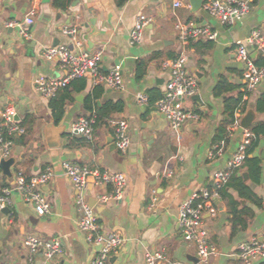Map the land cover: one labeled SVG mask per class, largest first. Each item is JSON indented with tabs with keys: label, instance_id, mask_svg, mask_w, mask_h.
<instances>
[{
	"label": "crops",
	"instance_id": "crops-1",
	"mask_svg": "<svg viewBox=\"0 0 264 264\" xmlns=\"http://www.w3.org/2000/svg\"><path fill=\"white\" fill-rule=\"evenodd\" d=\"M75 1L65 11H60L53 8L51 0L48 3L0 0V127L4 109L11 108L26 128L24 136L14 139L8 158L13 159L9 174L4 175L0 169V190L13 186L17 172L29 178L46 167L52 169V178L42 189L50 203L48 215H37L18 192L10 195L8 214L0 212V264H89L96 256L98 248L91 246L78 229L80 214L75 205L78 192L61 169L63 162L121 173L126 178L120 200L100 202L99 198L111 194L113 188L96 186L91 178L82 192L87 204L94 208L102 231L118 232L124 239L110 258V264H146V254L155 252L165 257L158 264L172 261L196 264L194 246L180 236L178 209L194 192L210 188L212 174L222 170L237 150L239 131L228 138L221 156L215 159L208 156L217 144L218 130L226 126L224 100L239 93L244 95L242 66L236 59L235 43L254 30L264 34V0L251 4L244 18L233 25H223L210 17L202 7L207 0H128L122 6H117L116 0ZM178 2L181 6L175 8ZM193 2L198 8L194 9ZM32 9L35 10L33 24L25 26L29 39L20 36L18 28H6L9 21L23 24ZM140 15L146 16L149 23L141 43L131 45L129 33ZM176 22L206 27L216 33V39L198 38L182 45L176 34ZM63 26L76 27L82 51L101 52V73L121 66L124 89L111 90L94 85L90 77L82 78L84 88L76 82L59 92L58 97L65 99L64 115L55 124L50 100L40 96L34 84L40 76L58 79L65 75L66 69L58 60L50 61L43 56L47 48L72 46L70 37L61 33ZM181 53L186 56V70L195 76L197 83L196 95L184 100L183 105L197 114L198 120L188 122L176 134L154 103L163 96L169 78L161 62L175 59ZM252 56L255 59L261 55ZM138 65L143 66L144 73L139 80L136 79ZM220 77L236 89L215 96L214 88ZM95 88L102 90L94 100L95 107L120 102L122 111L107 116L97 114L92 140L70 135L69 128L77 119L95 117L94 106L91 111L85 109L87 98ZM148 92L155 98L152 105L136 103L137 93ZM263 93L264 81L244 100L246 112L252 110L255 114L253 125L264 124V113L255 112L256 100ZM115 119L128 123L130 146L125 154L114 146L110 122ZM48 123L63 128L58 147L51 148L45 141L43 130ZM263 155L264 142L261 141L252 154L261 161L258 183L248 180L243 167L237 171L260 199L261 206L226 189L237 203L235 212L239 213L241 224L235 222L228 199L220 198L216 202L214 217L204 215L209 241L217 250L205 264H242L235 256L238 244L264 236ZM165 172H169V176ZM31 235L42 240H59L62 253L46 262L43 249L31 253L23 246L24 239ZM253 264H264V259Z\"/></svg>",
	"mask_w": 264,
	"mask_h": 264
},
{
	"label": "built area",
	"instance_id": "built-area-1",
	"mask_svg": "<svg viewBox=\"0 0 264 264\" xmlns=\"http://www.w3.org/2000/svg\"><path fill=\"white\" fill-rule=\"evenodd\" d=\"M181 4L175 3L178 8ZM251 0H207L203 3V10L212 18L217 19L223 25H233L240 22L248 13ZM35 10L32 9L24 19L23 24L9 21L6 28H18L20 36L29 39L30 35L25 26L33 24ZM149 19L140 15L129 33L131 45H138L142 41L143 31ZM23 25V26H22ZM176 34L180 44L186 45L189 41L205 38L208 41L216 39V33L208 28H199L192 23L176 22ZM61 33L70 37L72 46L59 45L47 48L43 52L44 58L53 61L58 58L59 63L66 69L65 75L58 79H49L43 76L35 80V91L45 99L54 98L57 93L68 84L77 79L90 77L94 85H101L111 90H123L124 81L121 66H113L106 74L100 72L101 52L89 53L82 51L81 42L78 40L76 27L63 26ZM75 49L77 51H75ZM236 59L242 66L243 97L242 104L249 93L254 92L264 81V66L258 67L254 63V55L264 56V34L254 30L244 40L235 43ZM163 71L169 73L165 84L163 96L154 103V107L166 120L171 131L178 134L181 128L190 121L198 120L197 114L188 111L183 101L196 95L197 83L194 75L186 70V56L181 53L177 58L161 62ZM136 103L148 105V97L145 93L135 95ZM241 104V105H242ZM245 113L241 107L233 115V121L228 126V138L234 137L239 131L240 139L237 150L231 155L222 170L214 172L211 176V187L194 192L187 200L183 201L178 209V227L182 240L194 246L196 250V264H205L211 256L216 255V248L210 243L208 232L204 224V215L214 217L216 215V202L220 199L219 190L228 183L230 176L237 172L244 164L246 149L254 140L250 129H243L240 125ZM11 108L4 109L0 127V159H8L14 139L26 134V128L16 119ZM95 120L93 117H80L69 128L72 136H79L86 140L93 139ZM113 130L114 146L118 152L125 154L130 146L128 135V123L124 119H115L110 122ZM226 142L224 140L215 144L208 156L215 159L224 152ZM61 169L71 181L72 186L78 192L76 208L80 214L78 229L86 236L87 242L98 248L96 256L89 264H110V258L116 254L124 239L118 232L102 231L94 208L85 201L82 192L91 178L96 186L109 185L113 191L109 195L99 198L105 203L109 200H120L126 186V178L121 173L101 172L89 167H81L69 162H63ZM169 176V172H165ZM52 178V169L46 167L42 172L27 178L22 172H17L12 187L0 190V211L10 203V195L18 192L20 196L32 205L39 216H46L50 212V203L43 193V187ZM155 196V192H152ZM155 201V199L153 200ZM23 246L31 253L43 249L46 262H50L55 256L62 253V244L59 240H42L36 236H27ZM235 256L242 264H253L258 259H264V236L252 237L238 244ZM165 260L159 252L146 254V264H158ZM169 264H193L172 261Z\"/></svg>",
	"mask_w": 264,
	"mask_h": 264
},
{
	"label": "trees",
	"instance_id": "trees-1",
	"mask_svg": "<svg viewBox=\"0 0 264 264\" xmlns=\"http://www.w3.org/2000/svg\"><path fill=\"white\" fill-rule=\"evenodd\" d=\"M72 1L73 0H51V3L53 8H55L56 10L65 11ZM127 1L128 0H116V5L122 6ZM255 2L256 0H251V4H254ZM254 63L258 67L264 66V56H258L257 58H255ZM143 74H144L143 66L138 65L136 69V79L139 80L141 77H143ZM76 82L80 83V88H84L85 86L84 80L77 79L72 81L70 84H68L64 89L60 91L67 90L72 84ZM235 89L236 88L231 84H229L224 77H220L214 88V95L222 96L227 93L233 92ZM101 91L102 90L100 88H95L93 94L89 95L85 103V109L88 111L92 110V106L96 108V115L94 117L95 123H97L98 120L97 114L101 113L102 115L104 114V116H107L108 114L111 113H119L123 109V105L120 102H116V103L107 102L105 105H103L100 108L95 107L94 100L97 99L98 97L97 93ZM59 92L54 98H51L49 101L51 117L55 124L59 123L64 115L65 99L63 97L62 98L58 97ZM146 95L148 97V104L152 105L153 104L152 102L155 101V98L153 99V97L151 96V92H148ZM161 97L162 96H160V98ZM242 97H243L242 93H239L234 98L231 97V98H226L224 100V113L227 117V120L225 122L226 126L218 130V135L216 137L217 143H219L222 140H224L226 143L228 142V126L233 121L234 112L240 107L243 113L246 112L244 103L242 104ZM255 112L264 113V93L256 100ZM250 131L254 135V140H252V142L246 149V158L242 167L246 171L248 180L253 183H258L261 175V168H260L261 161L259 158L252 156V154L254 150L258 147L259 143L261 141L264 142V124L262 123L254 124L250 128ZM226 189L234 190L239 198L250 201L257 207L261 206L260 199H258L250 190V188L246 185L243 176L240 173L237 174V172L233 173L230 176L228 183L225 185L224 188L220 189L218 193L221 199H228L230 201V204L233 207L231 213L233 215V218L235 219V222H239V224H241L242 221L240 220L239 213L237 214L235 212V206H237V203L235 201H232L230 196L226 193Z\"/></svg>",
	"mask_w": 264,
	"mask_h": 264
},
{
	"label": "water",
	"instance_id": "water-1",
	"mask_svg": "<svg viewBox=\"0 0 264 264\" xmlns=\"http://www.w3.org/2000/svg\"><path fill=\"white\" fill-rule=\"evenodd\" d=\"M44 3H48L49 0H42ZM75 2H78V0H76ZM198 3H201L200 1H197ZM194 3V2H193ZM195 4H193L194 9L198 8L195 7ZM192 5V3H191ZM55 60H58V58H56ZM14 119L18 120V117L15 116ZM255 119V114L252 110L247 111L244 116L241 119L240 125L243 129H250L253 125ZM63 131V128H56L53 124H46V126L44 127L43 130V134L45 137V141L48 144L49 147L54 148V147H58L59 145V137H60V133ZM262 159H264V155L261 157ZM13 163V159H0V169L2 171V173L4 175H8V169L10 167V165ZM246 178V176H244ZM92 207V206H91ZM2 214L7 215L9 210L8 208H4L3 210L0 211Z\"/></svg>",
	"mask_w": 264,
	"mask_h": 264
}]
</instances>
